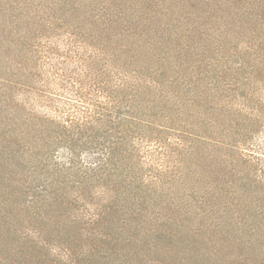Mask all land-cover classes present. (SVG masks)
I'll return each mask as SVG.
<instances>
[{
    "label": "rangeland",
    "instance_id": "obj_1",
    "mask_svg": "<svg viewBox=\"0 0 264 264\" xmlns=\"http://www.w3.org/2000/svg\"><path fill=\"white\" fill-rule=\"evenodd\" d=\"M0 264H264V0H0Z\"/></svg>",
    "mask_w": 264,
    "mask_h": 264
},
{
    "label": "trees",
    "instance_id": "obj_2",
    "mask_svg": "<svg viewBox=\"0 0 264 264\" xmlns=\"http://www.w3.org/2000/svg\"><path fill=\"white\" fill-rule=\"evenodd\" d=\"M59 169H60V173H61V174H66L62 168H59ZM94 169L100 172V169H99V168H98V169H97V168H94ZM66 176H67V175H66Z\"/></svg>",
    "mask_w": 264,
    "mask_h": 264
}]
</instances>
